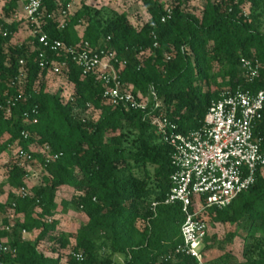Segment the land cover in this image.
<instances>
[{"label":"trees","instance_id":"obj_1","mask_svg":"<svg viewBox=\"0 0 264 264\" xmlns=\"http://www.w3.org/2000/svg\"><path fill=\"white\" fill-rule=\"evenodd\" d=\"M6 1L0 16V157L17 146L31 152L33 159L25 162L41 165L44 184L28 196L17 193L28 189L31 173L16 157L0 184L1 192L9 187L8 202L0 203V240L16 252L0 256V264H264V169L231 206L207 213L215 222L246 229L242 260L232 252L207 260V240L204 263L177 252L184 242L183 204L165 202L176 170L174 148L161 139L153 121L163 113L176 132L189 135L203 126L224 90H264V0H206L202 15L187 8L192 0H177L166 22L162 2L142 0L150 14L142 27L128 13L106 18L83 0L64 29L60 11L73 0H45L41 27L51 39L110 47L125 62L118 65L120 77L135 93L157 89L158 110L154 101L144 110L112 104L103 96V82L85 76L72 62L69 71L58 74L73 85L71 97L50 91L39 38L25 21L9 20L21 0ZM25 29L27 36L21 35ZM243 58L263 65L260 76H248ZM54 59L48 50L45 60ZM91 110L100 112L97 120ZM255 134L264 151V113ZM45 147L61 156L46 164ZM64 191L72 196L59 202ZM9 208L18 216L13 226ZM72 208L88 221L68 233L59 229L60 216ZM24 231L39 232L37 239ZM45 242L57 257L40 248Z\"/></svg>","mask_w":264,"mask_h":264},{"label":"built area","instance_id":"obj_2","mask_svg":"<svg viewBox=\"0 0 264 264\" xmlns=\"http://www.w3.org/2000/svg\"><path fill=\"white\" fill-rule=\"evenodd\" d=\"M44 2L21 0L20 8L9 19L25 21V27L31 28L30 33L39 38L43 47L40 51L43 68H48L50 74L58 75L64 68L69 71L72 62L85 76L94 75L103 82V96L114 105L144 110L154 101V110L162 106L154 86L145 95L135 93L132 86L122 81L118 65L122 68L125 62L110 47L94 46L87 40L70 45L60 39H51L41 27ZM166 11L167 14L162 17L163 22L171 17L173 9L169 6ZM72 15L70 6L61 9L60 29L68 26ZM48 50L56 59L45 60ZM242 64L251 79L260 76L263 65L259 61L243 58ZM263 113L264 90L253 93L239 86L224 90L220 98L212 103L203 126L189 135L176 132V127L163 119V113L154 116L157 133L174 148L173 162L176 170L172 176L173 187L165 202L183 204L184 242L177 248L178 253L195 257L204 263L203 249L209 235L206 215L209 209L222 210L231 206L242 192L256 183L259 171L264 169L262 139L255 134L256 122L263 117ZM23 136L28 139L29 133L24 131ZM18 147L17 157L23 161L33 159L31 152ZM42 153L46 155V164L61 156L53 153L50 147H45ZM29 194V189L25 187L20 190L22 196ZM24 234H28L27 231ZM11 252L16 251L6 241L0 240V256ZM76 256L79 261L84 260L83 254Z\"/></svg>","mask_w":264,"mask_h":264},{"label":"rangeland","instance_id":"obj_3","mask_svg":"<svg viewBox=\"0 0 264 264\" xmlns=\"http://www.w3.org/2000/svg\"><path fill=\"white\" fill-rule=\"evenodd\" d=\"M164 4L165 7L173 6L178 1L177 0H159ZM206 0H192L187 8L199 15H202L204 4ZM0 0V14H3V4ZM91 6L94 9L102 10L106 18L113 17L115 14L128 13L130 21L136 27H142L149 19L150 14L147 12V9L142 0H91ZM28 29L22 31L21 35L27 36L29 34ZM49 90L56 92L62 90L65 98L68 99L72 95L74 89L73 85L69 81L58 75L50 74L48 77ZM93 114V115H92ZM91 117L96 120L100 117V112L91 110ZM18 146L12 148L10 151L5 152L0 157V184L5 182L8 177V171L13 162L16 161ZM25 162V161H24ZM27 164V167L30 171V176L27 179L29 193L33 192V188L39 185L44 184V171L41 165ZM20 194V190L16 191ZM72 193L70 191H64L62 197L58 199L60 202L62 198H70ZM9 197V187L5 188L4 192H1L0 189V203H7ZM8 214L10 215L12 226L17 222L18 216L15 213V210L12 208L8 209ZM3 214H0V224L3 223ZM61 224L59 229L68 232L75 233L81 226L85 225L88 221L87 216L76 209H71L68 215L60 216ZM206 220L209 224V235L207 239V244L211 246L210 249L206 250V259H212L217 256L223 255L228 252L235 254L239 260L243 259L244 255V237L247 234L246 229L239 224H223L215 222L209 214L206 215ZM39 232L25 234L32 240H36ZM52 244L45 242L40 245V248L46 251L50 256L57 257L53 255L47 248ZM67 252L63 253L64 261L66 262Z\"/></svg>","mask_w":264,"mask_h":264},{"label":"crops","instance_id":"obj_4","mask_svg":"<svg viewBox=\"0 0 264 264\" xmlns=\"http://www.w3.org/2000/svg\"><path fill=\"white\" fill-rule=\"evenodd\" d=\"M4 3L3 4V7L5 5V3L7 2L6 0H2ZM91 0H88L86 1V3L88 5L91 6V3H90ZM82 4H83V0H73L71 5H70V11L72 14L76 13L81 7H82ZM79 31L82 33L84 31V29L82 28V26H79L78 27Z\"/></svg>","mask_w":264,"mask_h":264}]
</instances>
